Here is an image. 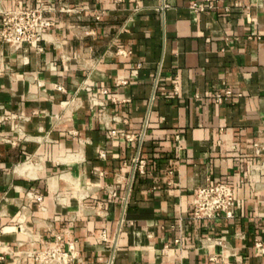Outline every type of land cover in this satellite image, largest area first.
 Returning a JSON list of instances; mask_svg holds the SVG:
<instances>
[{
    "label": "crops",
    "instance_id": "1",
    "mask_svg": "<svg viewBox=\"0 0 264 264\" xmlns=\"http://www.w3.org/2000/svg\"><path fill=\"white\" fill-rule=\"evenodd\" d=\"M38 6L40 49L0 38V264L53 234L81 264H264V0H0ZM216 181L234 216L193 218Z\"/></svg>",
    "mask_w": 264,
    "mask_h": 264
},
{
    "label": "built area",
    "instance_id": "2",
    "mask_svg": "<svg viewBox=\"0 0 264 264\" xmlns=\"http://www.w3.org/2000/svg\"><path fill=\"white\" fill-rule=\"evenodd\" d=\"M166 6L168 5L163 3L161 7L163 9ZM190 7L194 10L204 9L203 4L195 2H191ZM43 12L42 6L1 9L0 38L9 44L11 49H18L24 43L40 49V42L44 38L45 30L51 24ZM125 82L122 81V83ZM102 92L106 93L107 90L102 89ZM232 94L233 91L226 89L223 94L216 93L214 98L216 101L221 102ZM236 95L240 96L241 93H236ZM126 138L131 139L132 135L126 134ZM253 145L258 147L257 143H253ZM133 170L140 173L144 172L145 160L142 157L136 156L134 158ZM36 199L40 200V197ZM238 206L239 204L234 197V187L228 183L216 181L205 186L196 187L192 192V217L195 219L209 220L221 216L231 218ZM97 240H106L104 230L100 232ZM62 242L63 239L60 234H53L52 238L47 240L41 249L27 251L24 255L32 258L33 261L29 264H81L82 259L75 240L65 241V248L62 247ZM256 245L261 246V243L257 242ZM108 264H111V259Z\"/></svg>",
    "mask_w": 264,
    "mask_h": 264
}]
</instances>
